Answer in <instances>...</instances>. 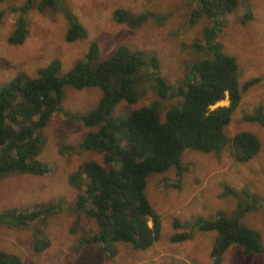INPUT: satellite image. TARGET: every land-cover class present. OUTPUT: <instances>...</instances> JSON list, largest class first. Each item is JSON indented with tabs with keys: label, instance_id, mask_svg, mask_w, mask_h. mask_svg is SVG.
Instances as JSON below:
<instances>
[{
	"label": "rangeland",
	"instance_id": "rangeland-1",
	"mask_svg": "<svg viewBox=\"0 0 264 264\" xmlns=\"http://www.w3.org/2000/svg\"><path fill=\"white\" fill-rule=\"evenodd\" d=\"M24 1H0V86L17 73L37 77L38 71L52 59L60 61L58 75L63 76L85 58L90 44L96 42L98 60H104L121 45L143 51L147 57L156 55L160 74L174 92L178 82L187 76L189 65L210 56L204 48L196 50L192 46L195 41L205 45L203 27L213 22L202 16L196 23H188L190 10L196 6L192 0H57L44 9L32 6L23 15L27 22L24 41L11 44L8 37L15 29L16 19L21 17L14 9ZM116 9L131 15L150 12L155 17L130 27L115 21ZM246 13L250 16L247 19ZM68 15L84 33L73 41L66 40L71 27ZM221 24L216 40L224 52L235 57L239 85L259 78L242 91L224 134L230 142L240 131L251 132L259 139L260 151L247 162H238L231 143L219 153L186 150L181 157L186 170L181 176L174 167L148 176L145 195L160 215V237L145 250L117 243L116 253L111 255L103 250L102 243H82L99 228L93 217L76 208L83 188L69 182L71 173L85 161L105 166L102 152L85 150L79 145L85 132L97 128L68 117L94 108L101 91L96 86H65L59 109L40 130L43 143L38 158L50 170L44 174L18 172L0 177V214L11 209L29 211L36 204L56 203L58 207L29 225L0 224V252L19 256L22 264H211L210 251L216 233L185 223L196 216L213 218L218 211L233 215L241 209L240 204L249 207L242 211V222L259 233L264 245V127L244 119L245 115L255 113L258 104L264 112V0H238L236 10L224 16ZM153 85L151 80H141L137 85L141 96L135 103L122 101L116 105L115 116L123 117L132 109L156 101L163 120L167 109L180 103V97L174 94L160 99ZM227 104L225 98L216 105ZM227 187L238 195L230 193ZM242 190L250 196H244ZM252 196L254 201L250 200ZM174 221L184 224L183 228L175 229ZM180 232L190 233L191 237L172 241L171 237ZM36 240L49 244L35 250ZM221 264H264V255L246 254L241 246L233 244L224 252Z\"/></svg>",
	"mask_w": 264,
	"mask_h": 264
},
{
	"label": "trees",
	"instance_id": "trees-1",
	"mask_svg": "<svg viewBox=\"0 0 264 264\" xmlns=\"http://www.w3.org/2000/svg\"><path fill=\"white\" fill-rule=\"evenodd\" d=\"M192 1L196 6L190 10L189 24L196 23L202 16L213 21L203 27L205 45L195 41L192 46L196 50L204 48L210 56L193 61L187 76L178 82L174 92L160 74L156 55L147 57L143 51L121 45L104 60H98L96 42L90 44L85 58L77 61L63 76L58 75L60 61L52 59L38 71L37 77L17 73L0 86V177L18 172L47 173L49 165L38 158L43 143L40 130L59 109L64 87L96 86L100 89L101 96L94 108L80 114H68V117L80 120L86 127L97 128L85 132L79 145L85 150L102 152L105 166L93 160L85 161L71 173L69 182L83 188L77 197L76 208L93 217L99 228L98 232L82 239V243H102L103 250L111 255L116 253L117 243L145 250L160 237V215L145 195L148 176L166 172L171 167L181 176L186 170L181 161L186 150L219 153L231 143L236 161L247 162L261 148L259 139L251 132L240 131L230 142L224 134V127L240 103L242 91L259 80L254 77L240 86L235 57L224 52L216 40L222 18L236 10L238 0ZM56 2L26 0L15 8L21 17L16 19L8 42L19 44L24 41L27 22L23 15L29 8L44 9ZM151 17L155 15L150 12L131 15L124 9L114 11L115 21L130 27ZM249 17L246 13L244 18ZM68 18L71 27L66 40L82 37L83 29L69 15ZM144 79L153 81L157 97L166 99L175 94L180 97V103L167 109L163 120L156 101L116 117V105L122 101L135 103L141 96L137 85ZM225 98L227 105L215 106ZM256 107L255 113L245 115L244 119L264 127L263 106L258 104ZM227 190L238 195L229 187ZM242 191L244 196H250L248 191ZM250 200L255 198L252 196ZM57 207L56 203H50L36 204L29 211L11 209L0 214V224L29 225ZM240 207L233 215L218 211L213 218L196 216L185 223L201 231L216 233L210 251L211 264H221L224 252L233 244L241 246L246 254L264 255L259 233L242 222V211L249 207L241 204ZM183 226L179 221L173 222L175 229ZM190 237V233L180 232L171 240L182 241ZM48 244V241L36 240L34 249L41 250ZM0 264L22 263L17 255L0 252Z\"/></svg>",
	"mask_w": 264,
	"mask_h": 264
},
{
	"label": "water",
	"instance_id": "water-1",
	"mask_svg": "<svg viewBox=\"0 0 264 264\" xmlns=\"http://www.w3.org/2000/svg\"><path fill=\"white\" fill-rule=\"evenodd\" d=\"M217 103H218V102H217ZM217 103H216V104H217ZM215 106H216V105H215Z\"/></svg>",
	"mask_w": 264,
	"mask_h": 264
},
{
	"label": "clouds",
	"instance_id": "clouds-1",
	"mask_svg": "<svg viewBox=\"0 0 264 264\" xmlns=\"http://www.w3.org/2000/svg\"><path fill=\"white\" fill-rule=\"evenodd\" d=\"M216 105V104H215Z\"/></svg>",
	"mask_w": 264,
	"mask_h": 264
},
{
	"label": "crops",
	"instance_id": "crops-1",
	"mask_svg": "<svg viewBox=\"0 0 264 264\" xmlns=\"http://www.w3.org/2000/svg\"><path fill=\"white\" fill-rule=\"evenodd\" d=\"M19 257V256H18Z\"/></svg>",
	"mask_w": 264,
	"mask_h": 264
}]
</instances>
